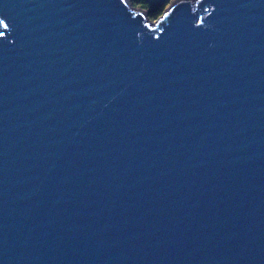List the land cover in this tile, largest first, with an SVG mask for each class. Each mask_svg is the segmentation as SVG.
Listing matches in <instances>:
<instances>
[{
	"label": "water",
	"instance_id": "95a60500",
	"mask_svg": "<svg viewBox=\"0 0 264 264\" xmlns=\"http://www.w3.org/2000/svg\"><path fill=\"white\" fill-rule=\"evenodd\" d=\"M0 264H264V0H0Z\"/></svg>",
	"mask_w": 264,
	"mask_h": 264
},
{
	"label": "trees",
	"instance_id": "16d2710c",
	"mask_svg": "<svg viewBox=\"0 0 264 264\" xmlns=\"http://www.w3.org/2000/svg\"><path fill=\"white\" fill-rule=\"evenodd\" d=\"M172 1L173 0H129L134 7L144 9L147 13V17L152 21L157 20L163 15Z\"/></svg>",
	"mask_w": 264,
	"mask_h": 264
},
{
	"label": "rangeland",
	"instance_id": "374dc122",
	"mask_svg": "<svg viewBox=\"0 0 264 264\" xmlns=\"http://www.w3.org/2000/svg\"><path fill=\"white\" fill-rule=\"evenodd\" d=\"M175 1H177V0H173L172 2H175Z\"/></svg>",
	"mask_w": 264,
	"mask_h": 264
}]
</instances>
